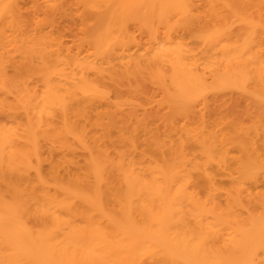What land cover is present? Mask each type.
Listing matches in <instances>:
<instances>
[{
  "label": "bare ground",
  "instance_id": "bare-ground-1",
  "mask_svg": "<svg viewBox=\"0 0 264 264\" xmlns=\"http://www.w3.org/2000/svg\"><path fill=\"white\" fill-rule=\"evenodd\" d=\"M0 264H264V0H0Z\"/></svg>",
  "mask_w": 264,
  "mask_h": 264
},
{
  "label": "rangeland",
  "instance_id": "rangeland-1",
  "mask_svg": "<svg viewBox=\"0 0 264 264\" xmlns=\"http://www.w3.org/2000/svg\"><path fill=\"white\" fill-rule=\"evenodd\" d=\"M70 1H71V0H70ZM72 2H73V1H72ZM73 5H74V4H73ZM73 5H72V7H73ZM28 6H29V5H28ZM28 6L26 7V9H28L29 7L32 9V5H30L29 7H28ZM73 8H76V7L74 6ZM29 10H30V9H29ZM66 31H67V30H66ZM63 32H64V31H63ZM65 33L67 34L68 31L65 32ZM69 37H70V36H67L66 39H70Z\"/></svg>",
  "mask_w": 264,
  "mask_h": 264
}]
</instances>
